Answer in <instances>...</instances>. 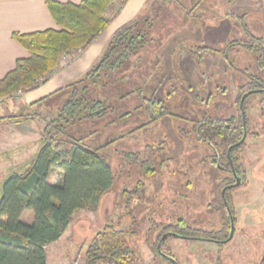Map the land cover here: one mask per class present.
I'll return each instance as SVG.
<instances>
[{
	"label": "rangeland",
	"instance_id": "1",
	"mask_svg": "<svg viewBox=\"0 0 264 264\" xmlns=\"http://www.w3.org/2000/svg\"><path fill=\"white\" fill-rule=\"evenodd\" d=\"M173 1L147 2L138 15L148 20L144 21L150 38L147 46L130 56L120 71L106 78L100 75L95 96L107 111L66 128L67 137L80 138L105 159L112 183L93 208L78 210L61 238L46 247L47 264H84L89 242L105 224L124 232L131 264H162L153 245L160 231L179 219L191 228L223 227L227 209L218 195L223 179L232 175L215 162L220 147L198 138L192 126L205 117L240 115L238 87L250 76L264 77L256 53L241 45L250 35L264 45V0ZM70 88L62 87L51 107L31 114L38 127L55 117ZM22 92L0 97L2 110ZM247 96L244 171L238 173L240 184L231 187L234 216L228 211L229 231L230 216L234 225L232 239L225 242L229 231L222 244L170 238L167 248L177 264L260 263L250 248L260 250L264 230L251 231L247 226L256 210L264 220V104L258 92ZM149 146L154 171L147 175L141 163ZM12 153L0 154V160ZM138 182L143 193L126 201L123 191L134 189Z\"/></svg>",
	"mask_w": 264,
	"mask_h": 264
},
{
	"label": "trees",
	"instance_id": "2",
	"mask_svg": "<svg viewBox=\"0 0 264 264\" xmlns=\"http://www.w3.org/2000/svg\"><path fill=\"white\" fill-rule=\"evenodd\" d=\"M125 2L45 0L58 28L28 33L12 32L11 37L26 49L28 56L16 59L13 68L0 78V97L18 90L28 91L45 82L56 70L62 56L73 49L89 46L106 29ZM114 3L117 6L112 9ZM145 20L136 17L118 27L98 62L80 79L64 86L71 87L65 92L68 98L58 107L55 117L45 123L40 145L27 167L22 172H10L2 180L0 264H47L46 246L58 240L78 210L93 208L101 192L111 185L112 173L105 159L97 154L96 149L86 147L80 138L67 137L66 128L79 120L101 116L107 111L108 107L95 96L94 85L101 79L100 75L106 78L120 71L130 56L147 46L150 38L147 30H144ZM248 37L241 45L255 52L258 64L264 67V45L258 38ZM233 44L236 43H229ZM203 49L208 50L205 46ZM258 89H262L261 103L264 104V77L256 76H250L246 83L238 87V103L245 92ZM247 98L243 101L244 107ZM43 100L39 99L36 103ZM22 117L33 120L30 114ZM192 128L198 138L221 148L215 162L230 167L231 160L237 172L242 170L241 153L245 149V140H242L241 112L238 116L205 117L193 124ZM148 148V157L141 163L147 175L154 171L150 157L152 150L150 146ZM51 170L60 171L61 179L52 180ZM233 181L232 177H225L221 185L225 187ZM143 187L142 182H138L134 189L123 191L126 201L134 194H142ZM231 191L232 188H227L225 193L220 192L218 195L219 201L222 200L227 209L223 213L221 229L191 228L185 220L179 219L160 231L153 250L163 260L162 264H175L169 258L172 255L167 248L170 238L224 243L229 231L228 211L233 215ZM162 236L164 238L159 250L157 244ZM84 255V264H131L132 259V251L124 242V232L112 224H105L96 232Z\"/></svg>",
	"mask_w": 264,
	"mask_h": 264
},
{
	"label": "crops",
	"instance_id": "3",
	"mask_svg": "<svg viewBox=\"0 0 264 264\" xmlns=\"http://www.w3.org/2000/svg\"><path fill=\"white\" fill-rule=\"evenodd\" d=\"M56 1L78 3L81 0ZM148 1L126 0L106 29L89 46L70 51L66 54L68 58L58 64L56 70L45 82L35 89L22 92L11 104L7 103L4 106L0 112V126L4 125L3 137L0 139V154L13 153L0 160V185L10 172L20 167H27L40 145V134L44 125L38 127L35 120H23L22 116L37 115L38 109L51 107L55 102L53 98L58 94L57 91L80 79L90 67L96 64L106 51L114 31L122 24L138 17ZM116 6L114 3L112 9ZM48 28H58V26L45 0H0V78L13 68L16 59L28 56L26 49L11 37L12 32L28 33ZM64 96L65 93L58 101L61 102ZM42 98H44L42 102L36 103ZM51 99L53 101L50 102ZM22 109L26 112L21 113ZM55 175L57 179H53ZM50 177L58 181L61 179V172L51 170ZM244 246L248 248L247 245Z\"/></svg>",
	"mask_w": 264,
	"mask_h": 264
},
{
	"label": "flooded vegetation",
	"instance_id": "4",
	"mask_svg": "<svg viewBox=\"0 0 264 264\" xmlns=\"http://www.w3.org/2000/svg\"><path fill=\"white\" fill-rule=\"evenodd\" d=\"M261 90L262 89H258V90H254V92H258V93H261ZM253 93V92H252ZM251 94V93H250ZM261 95V94H260ZM245 99V98H244ZM261 100H262V97L260 98ZM261 102V101H260ZM246 136H247V131H246ZM246 136L244 137V139L243 140H245L246 141ZM228 154V153H227ZM229 155V154H228ZM217 157H218V155H217ZM230 161V167H224L225 168V170L227 171V172H230L231 173V175H232V178H234L235 180L234 181H236V176H238V173L239 172H237L235 169H234V167L232 166V162H231V160H229ZM233 170H234V172H233ZM242 171H244V170H242ZM239 177V176H238ZM230 185H231V183L230 184H227L226 186H225V189L226 188H231L230 187ZM223 191H224V187H223ZM222 191V194L224 193ZM249 212H251V209H250V211H248V213ZM259 214V213H258ZM255 215V217H254V221H253V219H252V214H250V216H251V218H250V223H248V228H249V230H251V231H257V230H264V220H262V217H261V219L258 217L259 215H257V210H256V213L254 214ZM263 215V214H262ZM232 239V238H231ZM258 245H262V247L260 248V250L258 249V248H256V249H254L253 247L251 248V251H252V256H255L256 254H258L259 255V261H260V263L259 264H264V243L262 242V240L260 239V242L258 243ZM260 254H261V256H260ZM258 261V262H259ZM237 264H244V262H241V263H237Z\"/></svg>",
	"mask_w": 264,
	"mask_h": 264
},
{
	"label": "water",
	"instance_id": "5",
	"mask_svg": "<svg viewBox=\"0 0 264 264\" xmlns=\"http://www.w3.org/2000/svg\"><path fill=\"white\" fill-rule=\"evenodd\" d=\"M251 92H254V90H250V91H247L243 94V96L241 97L240 101H239V108H240V111H241V116H242V124H243V137H242V140L244 139V137L246 136V121H245V110L243 108V101H244V98L250 94ZM230 149V148H229ZM228 154H229V151H228ZM234 172V170H233ZM240 184V177L236 176V181L235 183L231 184L230 187L232 186H237ZM230 214V212H229ZM230 222H231V225H230V231H229V235L227 237V239L225 240L228 241L232 238V235H233V229H234V225H233V220H232V217L230 216ZM164 236H162L160 242L157 244V248L160 250V245H161V242L163 240ZM175 264L176 261L172 258V257H169Z\"/></svg>",
	"mask_w": 264,
	"mask_h": 264
},
{
	"label": "built area",
	"instance_id": "6",
	"mask_svg": "<svg viewBox=\"0 0 264 264\" xmlns=\"http://www.w3.org/2000/svg\"><path fill=\"white\" fill-rule=\"evenodd\" d=\"M65 56H66V55H63L62 58H64ZM62 58H61V59H62ZM1 103H2V102L0 101V109L2 110Z\"/></svg>",
	"mask_w": 264,
	"mask_h": 264
}]
</instances>
